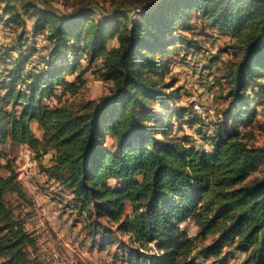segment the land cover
Returning a JSON list of instances; mask_svg holds the SVG:
<instances>
[{"label": "trees", "instance_id": "1", "mask_svg": "<svg viewBox=\"0 0 264 264\" xmlns=\"http://www.w3.org/2000/svg\"><path fill=\"white\" fill-rule=\"evenodd\" d=\"M132 3L136 17L90 8L61 14L30 0H0L8 34L0 42V264H42L29 250L36 236L6 200L26 199L8 158V147L23 144L35 157L51 154L45 172L92 221L89 234L106 239L113 232H100L105 224L126 237L123 264H227L228 253L242 257L239 264H264V146L240 130L264 99V0ZM194 22L233 39L240 53L223 76L228 107L204 135L201 120L178 105L174 80L163 82L172 53L198 51L180 32L195 33ZM83 59L100 61L108 92L47 103L58 88H73L65 75L82 72ZM185 124L197 125L208 148L177 134ZM186 221L209 242L198 245L182 228Z\"/></svg>", "mask_w": 264, "mask_h": 264}, {"label": "rangeland", "instance_id": "2", "mask_svg": "<svg viewBox=\"0 0 264 264\" xmlns=\"http://www.w3.org/2000/svg\"><path fill=\"white\" fill-rule=\"evenodd\" d=\"M30 1L61 14H73L90 8L97 15L106 16L114 11H129L136 17L135 12L139 7L134 5L132 0ZM26 19H28L27 16ZM202 24L194 22L195 33L180 31L194 42L196 41L199 49L188 53L187 56L183 55L182 51L172 53L173 57L165 71L163 82L174 80L173 88H178L181 94L178 105L189 108L192 114L201 120V130H203L201 134L204 135L212 131L211 124L221 119L224 116L223 111L228 107L224 97L227 84L223 76L230 69L232 62L238 60L240 53L238 48H234L233 39L217 31L204 29ZM29 26L30 23L27 20L26 28ZM0 31H2L1 44L7 43L6 35L8 34L1 27ZM38 43V47L43 44L39 38ZM115 45L114 38L107 43L108 48ZM215 60V67H212L214 65L211 62ZM80 62H82L80 63L82 72L81 69H77L65 75L66 82L72 83L73 88L65 91L58 88L47 103L53 105L96 100L108 92L110 84L101 79L98 71L100 61L97 60L90 65H87L84 59ZM78 74L82 81L77 80ZM256 111L255 118L247 126H241L240 130L247 133L250 144L264 146V99L258 103ZM34 123L30 125L31 132L40 139L42 131L39 125ZM196 128L197 125L185 124L182 125L181 130L177 131V134L186 135L194 144H202L208 148V143L199 135ZM8 148V158L18 174L26 199H19L14 194H8L6 200L16 214L24 217L26 228L36 236L35 247L30 248V252L37 256L42 264H123L119 257L122 256L120 255L121 247L124 245L128 247L126 237L114 232L113 226L110 228L105 224L99 226V231L113 232L112 235H107L106 239H102L100 233L89 234V225L92 221L78 212L71 194L45 172L52 163L50 153L35 157L31 148L25 144ZM2 162L5 160L2 159ZM29 162L31 165H28ZM2 173L6 172L2 171ZM257 175L260 176V174ZM116 184L114 180L109 181L111 186ZM181 226L198 245L209 242V239L201 240L193 222L186 221ZM225 256L226 254L223 255ZM241 258L228 253L227 264H239Z\"/></svg>", "mask_w": 264, "mask_h": 264}, {"label": "crops", "instance_id": "3", "mask_svg": "<svg viewBox=\"0 0 264 264\" xmlns=\"http://www.w3.org/2000/svg\"><path fill=\"white\" fill-rule=\"evenodd\" d=\"M213 67H214V66H213ZM34 124H35L34 122L31 123V125H34ZM48 156H49V154H48ZM50 157H51V154H50ZM48 165H49V164H48Z\"/></svg>", "mask_w": 264, "mask_h": 264}, {"label": "built area", "instance_id": "4", "mask_svg": "<svg viewBox=\"0 0 264 264\" xmlns=\"http://www.w3.org/2000/svg\"><path fill=\"white\" fill-rule=\"evenodd\" d=\"M195 107L198 108V106H195ZM28 165H31V162H29Z\"/></svg>", "mask_w": 264, "mask_h": 264}]
</instances>
